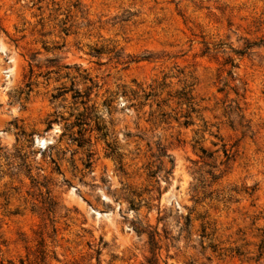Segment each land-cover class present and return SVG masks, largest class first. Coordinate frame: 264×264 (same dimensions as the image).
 <instances>
[{
  "label": "rangeland",
  "instance_id": "374dc122",
  "mask_svg": "<svg viewBox=\"0 0 264 264\" xmlns=\"http://www.w3.org/2000/svg\"><path fill=\"white\" fill-rule=\"evenodd\" d=\"M0 264H264V0H0Z\"/></svg>",
  "mask_w": 264,
  "mask_h": 264
},
{
  "label": "trees",
  "instance_id": "16d2710c",
  "mask_svg": "<svg viewBox=\"0 0 264 264\" xmlns=\"http://www.w3.org/2000/svg\"><path fill=\"white\" fill-rule=\"evenodd\" d=\"M250 47H251V46H248L246 49H249ZM28 87H29V86H28ZM79 94H80V93H78V96H81V95H79ZM76 97H77V96H76ZM191 99H192V98L189 97V98H187L186 100L189 101V100H191ZM185 125L188 126L189 123L186 122ZM202 152H203V153H206L205 150H203ZM223 154H224V157H225V159H226L225 163H227V162L230 160V158H231V150H229V149H227L226 147H224V148H223ZM221 164H222V163H221ZM213 179L216 180L217 178H216V177H213Z\"/></svg>",
  "mask_w": 264,
  "mask_h": 264
},
{
  "label": "bare ground",
  "instance_id": "6f19581e",
  "mask_svg": "<svg viewBox=\"0 0 264 264\" xmlns=\"http://www.w3.org/2000/svg\"><path fill=\"white\" fill-rule=\"evenodd\" d=\"M44 143H45V142H44L43 140L40 141V144L44 145Z\"/></svg>",
  "mask_w": 264,
  "mask_h": 264
}]
</instances>
